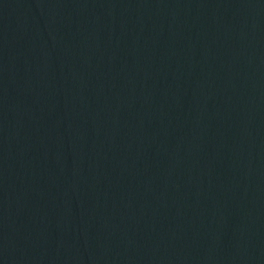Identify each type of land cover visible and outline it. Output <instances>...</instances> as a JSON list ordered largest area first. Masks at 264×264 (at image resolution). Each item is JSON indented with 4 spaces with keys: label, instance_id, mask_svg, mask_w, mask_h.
<instances>
[{
    "label": "water",
    "instance_id": "water-1",
    "mask_svg": "<svg viewBox=\"0 0 264 264\" xmlns=\"http://www.w3.org/2000/svg\"><path fill=\"white\" fill-rule=\"evenodd\" d=\"M0 264H264V0H0Z\"/></svg>",
    "mask_w": 264,
    "mask_h": 264
}]
</instances>
